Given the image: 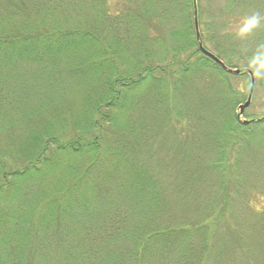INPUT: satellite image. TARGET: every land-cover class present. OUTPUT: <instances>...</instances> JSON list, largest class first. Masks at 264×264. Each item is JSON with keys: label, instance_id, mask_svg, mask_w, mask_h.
I'll return each mask as SVG.
<instances>
[{"label": "trees", "instance_id": "trees-1", "mask_svg": "<svg viewBox=\"0 0 264 264\" xmlns=\"http://www.w3.org/2000/svg\"><path fill=\"white\" fill-rule=\"evenodd\" d=\"M196 20L264 87V0H0V264H264L225 218L264 122Z\"/></svg>", "mask_w": 264, "mask_h": 264}, {"label": "rangeland", "instance_id": "rangeland-1", "mask_svg": "<svg viewBox=\"0 0 264 264\" xmlns=\"http://www.w3.org/2000/svg\"><path fill=\"white\" fill-rule=\"evenodd\" d=\"M213 3H215V6H220L225 3V0H215V1L213 0ZM256 29L260 30V27ZM246 64L248 65L247 69H251V70L255 69L254 73L255 74L257 73L256 74V77H257L256 86H255V91L252 97L251 105L245 111L244 116H243V119L245 118L248 120L250 118H257V117L264 116V87L257 86V83L259 85V79H260L259 66H257L256 63H246ZM232 83L234 87L241 86V80L239 81L235 79V80H232ZM259 159H260V162L263 160L262 157H260ZM242 160L244 162L246 161L248 162V157ZM247 177L250 178V181L255 180L258 183V181L264 180V171H261L260 169H258V167L257 169L253 167L250 169V173L247 174ZM255 181H253V184L251 183V186L250 185L241 186V184L239 183V185H237L236 190L233 189L231 185H228L227 192L231 194L230 196L231 205L229 204L230 205L229 212L225 216V218H227L230 214L237 218L241 217V215L244 213V207L245 205H247L246 202H248V207L245 209V212L247 213V216L249 218L252 217L253 214H257V213L264 214V198H263V201L261 199L260 200L257 199L258 198V193H257L258 188L254 186ZM213 182L216 183L215 180H213ZM222 187L223 189L221 190V192H224L225 188L224 186ZM232 190L234 191V194H232ZM197 191L198 189H193L192 194L197 195ZM263 220H264V217H263ZM254 224H256V220ZM245 230H248L247 226H245ZM263 231H264V227L251 233L252 241L255 243L254 245H257L253 253V258L255 260H258V262L261 261L264 257L263 256L264 254V246H263L264 245V241H263L264 235L262 233ZM255 240L257 242H255Z\"/></svg>", "mask_w": 264, "mask_h": 264}, {"label": "water", "instance_id": "water-1", "mask_svg": "<svg viewBox=\"0 0 264 264\" xmlns=\"http://www.w3.org/2000/svg\"><path fill=\"white\" fill-rule=\"evenodd\" d=\"M196 30H197V39H198V42H199V49H200L201 53L204 56H206L207 58H209L213 62H215L225 73H227L229 75L241 76L242 74H246L251 79L250 92H249V96H248L247 102L244 105H242V106L239 107V121H240V123L243 126H249V125H251L253 123H261V122H264V119H258V120H254V121H247V120L243 119V115H244L245 111L251 105L253 93H254V90H255L256 79H255V76H254L253 72L251 70H245L242 73L240 70H234V69L228 68L221 60H219L217 57H215L213 54H211L210 52H208L203 47V44H202V41H201V37H200V33H199V27H198L197 20H196Z\"/></svg>", "mask_w": 264, "mask_h": 264}]
</instances>
